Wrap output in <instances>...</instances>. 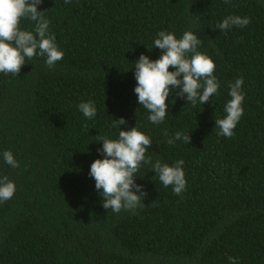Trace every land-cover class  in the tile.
I'll return each mask as SVG.
<instances>
[{"label":"trees","instance_id":"1","mask_svg":"<svg viewBox=\"0 0 264 264\" xmlns=\"http://www.w3.org/2000/svg\"><path fill=\"white\" fill-rule=\"evenodd\" d=\"M38 10L63 59L49 68L36 56L18 76L0 73V177L16 186L0 202V264H264V0H43ZM228 16L250 23L221 31ZM161 31L196 32L219 88L195 106L172 89L168 115L153 124L137 102L133 62L160 57ZM238 78L243 115L226 138L215 120ZM88 101L91 119L78 109ZM121 117L127 126L113 127ZM135 126L152 141L151 163L135 178L145 206L115 213L102 207L89 169L103 158L98 136L116 140ZM178 131L191 143H166ZM156 160L184 161L180 195L153 172Z\"/></svg>","mask_w":264,"mask_h":264},{"label":"clouds","instance_id":"2","mask_svg":"<svg viewBox=\"0 0 264 264\" xmlns=\"http://www.w3.org/2000/svg\"><path fill=\"white\" fill-rule=\"evenodd\" d=\"M70 2L65 0V3ZM224 2L228 4L230 0ZM42 3L43 0H0V73L18 76L25 63L36 56H46L45 63L49 68L63 59L55 36L49 32L50 21L44 17V11L38 10ZM22 19L35 22L34 30H21ZM249 23L248 17L228 16L216 27L224 31L232 26L245 27ZM200 44L196 32L186 31L182 38L177 39L173 33L161 31L154 40V47L162 50L160 57L151 60L141 53L133 62L137 82L134 92L138 104L149 111L148 120L151 123L160 124L165 120L168 115L166 100L172 89L176 90V97L186 99L193 106L197 102L208 103L217 93L219 82L213 75L216 65L210 57L197 51ZM189 53L192 54L190 57ZM170 66L174 71H169ZM243 83V79L238 78L234 84H229L228 95L231 99L225 104L226 116L215 120L218 135L226 138L233 136V130L243 115ZM78 109L88 119L95 117L97 112L91 101L81 102ZM121 125L127 126L123 117L114 119L113 127L120 129ZM97 139L102 142L97 152L103 158L91 163L89 176L95 181L102 207L115 213L122 209L135 211L138 207H144L142 201L147 193L135 178L142 162L151 163L146 156L147 149L152 145L150 137L135 126L130 130H120L116 140L105 136H98ZM177 140L191 143L188 133L180 131L168 138L166 143L172 145ZM3 158L12 168L19 167L11 151H4ZM183 164V160L177 161L175 166L162 164L160 160L153 164V172L165 187L173 186L175 195H180L186 188ZM15 191L14 182L7 176L0 177V202L11 199ZM228 259L230 264H237L236 258Z\"/></svg>","mask_w":264,"mask_h":264}]
</instances>
